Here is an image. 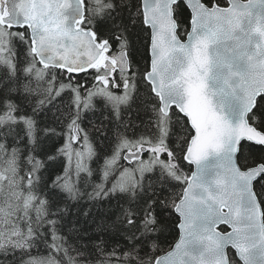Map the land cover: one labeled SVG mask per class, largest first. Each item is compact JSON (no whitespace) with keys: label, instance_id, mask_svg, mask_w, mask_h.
Here are the masks:
<instances>
[{"label":"trees","instance_id":"obj_1","mask_svg":"<svg viewBox=\"0 0 264 264\" xmlns=\"http://www.w3.org/2000/svg\"><path fill=\"white\" fill-rule=\"evenodd\" d=\"M201 1L208 7L227 2ZM83 5L82 27L98 43L107 42L111 54L127 53L129 72L115 75L110 91L126 90L128 96L119 104L95 96L85 107L81 100L105 71L69 78L42 71L28 31L7 32L0 59V205L29 208L33 219L12 224L8 219L5 230L0 219V264H154L178 237L173 209L192 171L183 160L192 132L174 109L161 115L143 80L149 31L140 0H83ZM174 19L183 40L190 19L183 4L174 8ZM249 122L264 134V96ZM74 125L89 147L77 168L67 155ZM141 147L150 168L122 186L123 172L136 164L125 163L122 153ZM238 164L242 170L264 166V148L242 144ZM254 192L264 219V175ZM228 254L230 264H239Z\"/></svg>","mask_w":264,"mask_h":264},{"label":"water","instance_id":"obj_2","mask_svg":"<svg viewBox=\"0 0 264 264\" xmlns=\"http://www.w3.org/2000/svg\"><path fill=\"white\" fill-rule=\"evenodd\" d=\"M178 4L190 15L183 40L174 19ZM140 6L149 31L144 81L162 116L174 109L192 132L183 157L192 172L173 209L178 237L154 264H229L228 251L239 264H264V219L254 192L264 167L238 164L242 144L264 148V134L249 122L264 96V0H227L225 7L140 0ZM83 22V0H0V25L26 29L36 64L66 77L88 72L110 53ZM112 60L103 62L105 70L128 72L124 50ZM73 134L77 140L76 126Z\"/></svg>","mask_w":264,"mask_h":264},{"label":"rangeland","instance_id":"obj_3","mask_svg":"<svg viewBox=\"0 0 264 264\" xmlns=\"http://www.w3.org/2000/svg\"><path fill=\"white\" fill-rule=\"evenodd\" d=\"M6 34H7L6 31L0 26V57L1 59H3L2 50H1V46L3 44L2 39L4 38ZM110 88H111L110 81L108 84L105 82H99L96 88L92 89V91L89 92L81 100V104H83L86 107L89 103V100L95 96H102V97L108 98L117 104L124 103L126 101L127 96H128V93L126 92V90H124L123 92L119 93V95H117V94H112L110 91ZM77 142L78 144L74 146L73 143H76V142L72 138L67 144V155L69 159L72 160L71 161L72 166H74L75 168H77L78 166L81 167L82 165H84L83 163L85 162L89 154V147L87 145V141L84 138V136L83 138H80ZM128 152H133V151L129 150ZM125 153L126 152H123L122 156ZM120 156H121L120 154L116 155V163L118 159L120 158ZM142 160L139 162H136V164L131 165L133 167L123 172L122 178H121L122 186L130 184V182L133 183L135 179L140 176L141 173L147 171L150 168V163L148 162L147 164L145 162L151 161V159H149V157H146ZM0 208H3L1 211L2 213L0 214V219L5 220L4 225L2 226V229L5 230L6 225H7V220L9 219V216L11 214V211H10L11 207L8 204L7 206L2 207V204H1ZM4 235L5 234H3V236Z\"/></svg>","mask_w":264,"mask_h":264},{"label":"bare ground","instance_id":"obj_4","mask_svg":"<svg viewBox=\"0 0 264 264\" xmlns=\"http://www.w3.org/2000/svg\"><path fill=\"white\" fill-rule=\"evenodd\" d=\"M0 59H1V57H0ZM11 181H12V179H11ZM11 185L12 184L9 185L10 188H11ZM9 205H11L13 207L11 202H9ZM10 211H11V209H10ZM29 212H30L29 208H27L25 210H19L18 207L17 208L13 207V210L9 216V223L12 224L13 222H16V221L18 223H21V222L28 221L31 218L33 219V212L32 213H29Z\"/></svg>","mask_w":264,"mask_h":264},{"label":"flooded vegetation","instance_id":"obj_5","mask_svg":"<svg viewBox=\"0 0 264 264\" xmlns=\"http://www.w3.org/2000/svg\"><path fill=\"white\" fill-rule=\"evenodd\" d=\"M108 58H111V55H109ZM115 75H116L115 72L110 73L109 77L107 76L104 82H107L108 80L110 81V79H112Z\"/></svg>","mask_w":264,"mask_h":264}]
</instances>
